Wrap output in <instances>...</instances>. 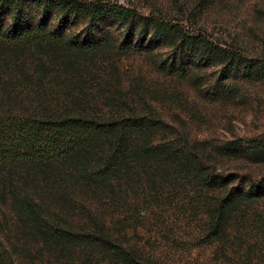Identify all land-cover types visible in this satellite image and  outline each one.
Wrapping results in <instances>:
<instances>
[{"label":"rangeland","instance_id":"374dc122","mask_svg":"<svg viewBox=\"0 0 264 264\" xmlns=\"http://www.w3.org/2000/svg\"><path fill=\"white\" fill-rule=\"evenodd\" d=\"M79 1L116 3L164 18L190 36L202 35L264 65V0ZM33 18L39 16L33 12ZM72 25L74 34H102L101 28L81 20ZM106 28L114 47L77 59L85 78L95 82V98L87 100L99 116L146 111L164 125L151 137L154 143L193 148L211 172L233 176L234 186L240 178L264 177V76L221 72V64H199L189 54L181 60L166 43L140 50L134 38L127 39L116 27ZM34 63L30 52L0 48V112L30 107ZM108 102L119 106L110 108ZM164 172L154 180L139 173L129 186L122 181L113 192L94 195L97 218L110 223L114 238L164 264H264V194L239 207L221 240L212 241L204 226L210 204L223 191L202 190L196 183L184 186L181 176L168 171L174 177L163 179ZM41 190L34 185L18 194H42L51 202L56 198L62 207L58 211L68 220L75 225L88 221L90 210L75 186L53 195ZM25 221L0 179V264H110L45 242Z\"/></svg>","mask_w":264,"mask_h":264},{"label":"trees","instance_id":"16d2710c","mask_svg":"<svg viewBox=\"0 0 264 264\" xmlns=\"http://www.w3.org/2000/svg\"><path fill=\"white\" fill-rule=\"evenodd\" d=\"M76 20L101 28L102 34L97 38L74 34ZM107 25L120 29L127 39L134 38L140 50L166 43L181 60L189 54L199 64H221V72L262 78L264 65L202 35L190 36L164 18L142 15L116 3L0 0V48L30 52L35 58L29 78L35 84L30 107H15L7 115L0 112V179L13 195L16 209L42 240L81 250L90 259L95 255L110 264H164L153 254L114 238L110 223L97 218L94 195L113 192L122 181L129 186L139 173L159 179L163 171L167 176L163 179L181 176L184 186L196 183L202 190L223 191L210 204L204 226L206 238L216 241L228 230L239 207L264 194V177L258 181L240 178L234 186L233 176L211 172L193 148L154 143L151 137L164 125L146 111L125 114L119 110L117 115L99 116L87 100L95 98V82L85 78L77 59L114 47ZM108 106L115 108L119 103L108 102ZM71 184L90 210L88 221L79 225L58 211L56 198L51 202L42 194H18L23 188L40 185L42 193L53 195L68 191Z\"/></svg>","mask_w":264,"mask_h":264}]
</instances>
